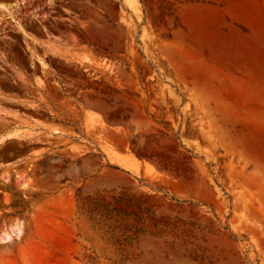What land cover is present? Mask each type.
<instances>
[{"label": "rangeland", "instance_id": "obj_1", "mask_svg": "<svg viewBox=\"0 0 264 264\" xmlns=\"http://www.w3.org/2000/svg\"><path fill=\"white\" fill-rule=\"evenodd\" d=\"M264 0H0V264H264Z\"/></svg>", "mask_w": 264, "mask_h": 264}, {"label": "bare ground", "instance_id": "obj_2", "mask_svg": "<svg viewBox=\"0 0 264 264\" xmlns=\"http://www.w3.org/2000/svg\"><path fill=\"white\" fill-rule=\"evenodd\" d=\"M264 5V4H263Z\"/></svg>", "mask_w": 264, "mask_h": 264}]
</instances>
